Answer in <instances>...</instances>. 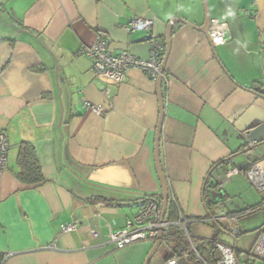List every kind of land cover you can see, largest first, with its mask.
Segmentation results:
<instances>
[{
	"label": "crops",
	"instance_id": "0c3cea01",
	"mask_svg": "<svg viewBox=\"0 0 264 264\" xmlns=\"http://www.w3.org/2000/svg\"><path fill=\"white\" fill-rule=\"evenodd\" d=\"M206 1L210 20L227 25L228 40L214 46L208 28L205 34L177 23L165 55L169 22L202 26V0H0V129L9 141L0 185V252L12 253L2 264H144L154 242L116 249L105 234L133 221L144 195H161L154 161L160 117V166L174 206L169 220L232 215L236 235L225 222L209 223L215 234L191 237L193 244L204 250L202 243L217 240L235 248L240 264H258L250 255L257 237L244 258L238 238L253 229L251 213L264 202H257L263 193L246 176L255 163L264 169V143L245 136L264 125V0ZM133 17L154 18V24L130 32ZM146 34L164 47L160 87L136 68L106 85L94 77L91 58L78 53L106 39L112 53L123 48L147 58L149 40L134 41ZM22 141L35 148L42 182L23 183L15 174ZM233 167L239 173L227 178ZM210 172L223 192L219 203L208 200L204 187ZM73 219L79 228L62 232L60 225ZM173 232L164 229L148 264L177 259ZM176 264L184 261L178 257Z\"/></svg>",
	"mask_w": 264,
	"mask_h": 264
},
{
	"label": "built area",
	"instance_id": "2783aa9c",
	"mask_svg": "<svg viewBox=\"0 0 264 264\" xmlns=\"http://www.w3.org/2000/svg\"><path fill=\"white\" fill-rule=\"evenodd\" d=\"M154 24V18L133 17L128 22L126 29L133 31H148ZM208 37L212 45H220L228 40V28L225 23H220L215 19H211L208 25ZM164 51L163 44L158 38L149 40V55L147 58H140L132 55L125 49H119L112 53L109 50V44L106 39L97 40L90 45L82 46L78 53L87 55L92 60V72L94 77L102 80L106 85L112 83L117 84L122 82L125 72L130 68H136L147 73L152 79H157L159 76L164 77L162 72V54ZM109 89L104 87V93L108 94ZM84 106L92 109L97 113H103L104 108L101 105H94L88 101L84 102ZM9 141L4 130L0 129V185L2 174L8 165ZM239 173L236 167L226 171V177H230ZM246 176L250 182L262 193H264V169L259 163L252 165L247 171ZM162 201L158 199L147 200L142 208L135 214L133 221H128L125 228L119 230L109 229L105 234V243H110L116 249H122L127 245L136 242L152 243L159 233L164 231L169 226L180 228L184 236L187 238L190 248L196 253L195 245L191 239L187 225L191 219H187L179 214L174 221L160 220ZM200 222L220 223L225 222L228 225V232L236 235L239 231L234 225L237 218L224 212H218L215 215H206L199 219ZM80 222L73 219L69 222L62 223L60 229L62 232H70L77 230ZM99 232L96 229L90 230V235L98 236ZM211 243V246L218 252V257L213 264H240L237 258L236 250L229 244L217 241L206 240ZM53 248L54 245H48ZM12 253L0 252V264L8 258ZM257 260L258 264H264V224L257 234L256 242L254 243L251 254ZM187 253L183 254L186 258ZM203 264H208L197 256ZM168 264H176V259H170Z\"/></svg>",
	"mask_w": 264,
	"mask_h": 264
},
{
	"label": "trees",
	"instance_id": "16d2710c",
	"mask_svg": "<svg viewBox=\"0 0 264 264\" xmlns=\"http://www.w3.org/2000/svg\"><path fill=\"white\" fill-rule=\"evenodd\" d=\"M16 162L18 165V170L16 171L15 174L21 182L27 183V184H33V183L42 182L44 180L42 168H41L39 159L37 157L35 148L30 142L22 141L19 144L18 150H17ZM209 181L211 180H208L206 182V186L209 183ZM160 198H161L160 193L144 195L142 198V202H143L142 206L149 199L161 200ZM173 213H174V206L170 204V201H168L167 208H166V217H165L166 221H170L169 219L172 218ZM176 218H178L177 215L173 219L175 220ZM218 225L219 224H216L217 227H219ZM168 228L170 229L172 228L174 231L173 234L175 233L177 235L176 244L180 246V248L176 250L177 252L176 254H178L177 255L178 257L182 258V260L184 261V264H203L202 261L197 256H199L203 261L207 262L208 264H211L210 261L213 259H214L213 261H215L216 259L215 253H214L215 250L211 246V243L209 242L202 243L204 250H200L197 246H195L196 253H194L192 249L190 248L187 239L184 238L183 236L184 233L180 228L173 226V225L169 226ZM182 238L184 240H182ZM184 253L188 254L186 258L183 257ZM178 257L176 259V263H178Z\"/></svg>",
	"mask_w": 264,
	"mask_h": 264
},
{
	"label": "water",
	"instance_id": "95a60500",
	"mask_svg": "<svg viewBox=\"0 0 264 264\" xmlns=\"http://www.w3.org/2000/svg\"><path fill=\"white\" fill-rule=\"evenodd\" d=\"M202 5H203V9H204V21H203L202 26L196 27L191 22H188L184 19H178V18H173L169 22L167 30H166V35H165V43H166L165 55L167 54L168 49H169L170 33H171V30L175 24L184 23V24L190 25L192 27H195V28L199 29L201 32L207 34V28H208V25L210 22V15L208 12L207 1L202 0ZM150 38H151V34H146V35L140 36L139 38L135 39L134 41H136V42L148 41V40H150ZM162 72H164V59L162 60ZM161 81H162V77L159 76L157 78V83H158L159 87L161 86ZM161 119H162V117H160L159 125L157 128V133H156V139H155L154 161H155V165H156L157 176H158V179L160 182L161 196H162V208H161L160 220H164V215H165V211H166L167 203H168V186H167L165 177L162 173V169L160 166V158H159V153H158V143H159V133H160L159 130H160ZM245 136H246L248 141L254 142L255 145H258L260 143H264V125H256L255 127L248 130L245 133ZM249 149H250V147H249ZM210 176H211V172L208 174V176L205 179L204 187H206V182L209 180ZM210 178H211L210 179L211 181H209V183L207 184V187L210 189L208 194H207L208 200L210 202H213V203H219L223 200V192L216 190L217 185H219L218 181H216L215 178H213V177H210ZM162 240H163V232L161 231L159 233L157 239L154 241V244H153L152 248L150 249V251L146 257L144 264L149 263L150 258L156 252V250L158 249Z\"/></svg>",
	"mask_w": 264,
	"mask_h": 264
},
{
	"label": "rangeland",
	"instance_id": "374dc122",
	"mask_svg": "<svg viewBox=\"0 0 264 264\" xmlns=\"http://www.w3.org/2000/svg\"><path fill=\"white\" fill-rule=\"evenodd\" d=\"M221 177H218V180L220 182H225V177L219 175ZM262 199L264 200V193L259 195V200L257 202H261ZM256 209H254V214L251 216V228L249 231L245 232L243 235H241L238 238V244L241 250H243V253H240V257L244 258L246 256L245 253L249 251V248L251 247L252 243L254 242V239L257 237L258 234V224L264 219V202L261 204L256 205ZM226 224V223H225ZM189 233L193 239L196 240V238H210V236L214 235L215 232H213L212 226L209 223L206 222H196L192 221L191 226L189 228ZM251 250V249H250Z\"/></svg>",
	"mask_w": 264,
	"mask_h": 264
}]
</instances>
